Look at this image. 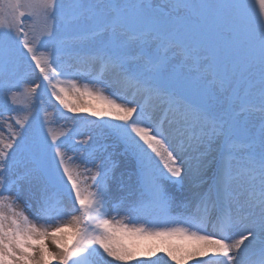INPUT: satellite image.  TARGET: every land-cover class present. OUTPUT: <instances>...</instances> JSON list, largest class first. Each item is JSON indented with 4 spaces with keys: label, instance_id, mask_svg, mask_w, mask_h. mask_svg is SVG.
<instances>
[{
    "label": "snow or ice",
    "instance_id": "1",
    "mask_svg": "<svg viewBox=\"0 0 264 264\" xmlns=\"http://www.w3.org/2000/svg\"><path fill=\"white\" fill-rule=\"evenodd\" d=\"M0 116V264H264V0H0Z\"/></svg>",
    "mask_w": 264,
    "mask_h": 264
},
{
    "label": "rangeland",
    "instance_id": "2",
    "mask_svg": "<svg viewBox=\"0 0 264 264\" xmlns=\"http://www.w3.org/2000/svg\"><path fill=\"white\" fill-rule=\"evenodd\" d=\"M23 74H25V80L22 81L20 84V94L18 95L16 105L13 106L17 109V111L12 114L13 117L16 116L22 117L24 114L28 112L29 109L31 110L32 113H35L37 111L36 108L37 103L35 96L31 98H27L23 95V90L25 88L34 87L35 83L39 81L37 80V76L35 73L32 72L21 73V75ZM83 82H84L83 80L78 81V83L80 84H82ZM41 87L43 88V85ZM39 92H41V89H37V93ZM42 101L45 102V104L43 109L40 110L41 117L43 118L44 115H47L50 121V126L53 128V131L58 134L67 132L69 129L73 128L75 118H77L79 115H85V114H74L68 112L66 109L60 106L58 102L52 100L47 94H44V98ZM89 119H93V118L89 117ZM5 120H7L9 123H12L11 117L0 116V125L4 124ZM0 131H2L5 136H7L8 129L6 127L0 128ZM20 207L23 208V205H21ZM47 243L49 248L55 251V246L52 244L51 240H48ZM153 259H161V264H174V262H172L167 256H165L162 253L158 254L156 257H153ZM132 264H138V262L133 261ZM188 264H196V261L194 260L189 261Z\"/></svg>",
    "mask_w": 264,
    "mask_h": 264
}]
</instances>
